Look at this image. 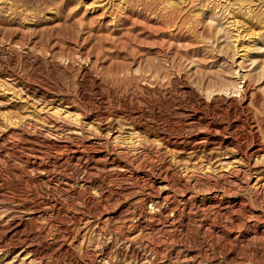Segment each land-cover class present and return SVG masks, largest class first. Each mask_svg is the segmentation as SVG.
Wrapping results in <instances>:
<instances>
[{"label":"rangeland","instance_id":"rangeland-1","mask_svg":"<svg viewBox=\"0 0 264 264\" xmlns=\"http://www.w3.org/2000/svg\"><path fill=\"white\" fill-rule=\"evenodd\" d=\"M0 264H264V0H0Z\"/></svg>","mask_w":264,"mask_h":264}]
</instances>
